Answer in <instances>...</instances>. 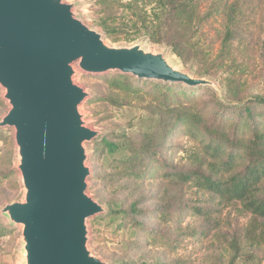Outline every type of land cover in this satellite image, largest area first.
<instances>
[{
	"label": "rangeland",
	"instance_id": "rangeland-1",
	"mask_svg": "<svg viewBox=\"0 0 264 264\" xmlns=\"http://www.w3.org/2000/svg\"><path fill=\"white\" fill-rule=\"evenodd\" d=\"M66 2L74 4V12L100 32L108 45L140 44L164 53L171 64L191 76L211 81L214 88L199 87L205 90L197 99L200 106L209 104V120L220 119L214 114L222 112L217 103L238 107L253 97L264 99V0H193L185 12L178 7L183 0L173 6L165 0L163 8L157 0ZM227 15L234 18L232 26ZM103 27L111 30L109 35ZM225 27L231 30L232 59L228 66L219 68L216 60ZM119 74L87 75L76 67L74 77L89 94L80 112L88 126L100 133L85 144L86 165L91 170L88 194L106 212L87 223L91 252L107 264H264V241L258 245L257 240L247 238V214L236 206L203 203L194 187L161 176L189 168L180 151L192 145L186 138L171 136L167 140L162 164L167 170L160 164V175L154 174L157 169L140 153L126 156L127 151L145 144L162 146L161 137L174 122L175 111L168 112L159 104L162 96L156 102L145 95L138 98L111 91L107 77ZM128 76L145 91L151 89V82L162 83ZM224 79L239 87L238 100H228ZM2 95L0 89V119L8 110ZM251 109L264 113V106ZM104 139L120 150L111 152L103 145ZM15 154L12 130H0V209L22 196ZM146 167L140 177V170ZM196 207L203 208L201 215L193 211ZM131 209L141 214H120ZM160 211L166 215L163 221L156 218ZM135 222L141 226L134 231ZM0 232L4 233L0 235V264H22L19 228L10 229L0 217Z\"/></svg>",
	"mask_w": 264,
	"mask_h": 264
},
{
	"label": "water",
	"instance_id": "water-1",
	"mask_svg": "<svg viewBox=\"0 0 264 264\" xmlns=\"http://www.w3.org/2000/svg\"><path fill=\"white\" fill-rule=\"evenodd\" d=\"M119 72L138 79L211 87L164 53L110 46L66 0H0V89L8 110L22 189L0 217L19 228L22 264H107L88 247V221L105 209L88 194L85 144L100 137L80 106L89 94L74 77Z\"/></svg>",
	"mask_w": 264,
	"mask_h": 264
},
{
	"label": "trees",
	"instance_id": "trees-1",
	"mask_svg": "<svg viewBox=\"0 0 264 264\" xmlns=\"http://www.w3.org/2000/svg\"><path fill=\"white\" fill-rule=\"evenodd\" d=\"M118 1V0H117ZM162 8L165 0H157ZM172 6L178 0H168ZM193 0H183L182 7L185 12L189 10ZM220 14L218 10L215 13ZM223 10L221 13H224ZM181 13V11H180ZM229 25L234 24V18L227 15ZM106 35L111 30L103 27ZM231 30L225 27V34L221 41L220 52L217 56L216 64L219 68L228 66L231 62ZM128 75H115L107 77L108 88L111 91H120L129 95L149 96L154 100L162 96L159 104L168 112L175 111L174 122L165 128L161 137V145L154 143L145 144L139 149L127 151V157H134V152L140 153L157 169L155 175L159 173L158 168L162 165L165 156L167 140L186 138L192 143L190 146H183L180 151L183 159L189 165L184 170L168 171L161 174L166 178H173L182 184L194 187L202 196V202L210 206L222 207L224 205L236 206L244 214L250 217L247 228V238L256 241V244L264 241V113L254 112L251 107L264 106V99L253 97L249 101L243 102L238 107H227L217 103V107L222 109L221 113L214 112L219 116L218 120H209L207 115L208 106H200L197 99L200 92L205 90L199 87H188L180 84L152 83L149 91H145L137 82L130 81ZM142 80V79H140ZM142 82V81H141ZM144 82V81H143ZM223 88L229 101L238 100L237 86H233V81L224 79ZM182 96L183 99H180ZM94 100V99H93ZM90 100L89 102H91ZM223 115V116H222ZM175 128V131L172 129ZM159 140V139H158ZM103 145L111 152L119 151L115 149V144L103 140ZM144 159H140L142 162ZM161 164V166H160ZM147 167L140 170L142 177ZM155 170V169H152ZM167 170V169H166ZM160 175V173H159ZM6 176V175H5ZM208 194V195H207ZM202 207L193 209L195 214L203 213ZM141 214L133 209L129 212L121 211V215ZM114 215V213H110ZM166 215L160 211L157 220L163 221ZM102 219V218H101ZM135 221L134 219H132ZM137 230L140 223H134ZM258 232V233H257ZM260 233V234H259ZM4 233L0 232V235ZM180 235V234H179ZM195 235V233H193ZM181 236V235H180ZM261 236V239H260Z\"/></svg>",
	"mask_w": 264,
	"mask_h": 264
}]
</instances>
